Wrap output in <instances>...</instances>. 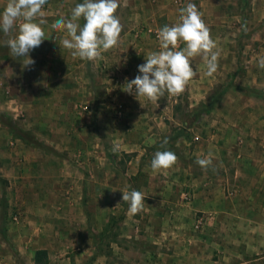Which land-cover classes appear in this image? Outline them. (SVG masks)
I'll list each match as a JSON object with an SVG mask.
<instances>
[{
	"label": "rangeland",
	"instance_id": "rangeland-1",
	"mask_svg": "<svg viewBox=\"0 0 264 264\" xmlns=\"http://www.w3.org/2000/svg\"><path fill=\"white\" fill-rule=\"evenodd\" d=\"M196 5L217 43V72L209 76L205 59L197 55L191 58L197 75L176 97L166 94L154 102L123 91L117 99L141 113H126L121 106L114 107L118 100L104 99L101 94L87 103L72 100L71 110L65 114L27 107L21 99L25 76L30 75L26 68L34 71L32 77L45 82L35 83L32 92L27 91L42 95L36 100L39 103L48 102L44 95L47 70L40 64L25 67V57H16L10 49L0 50V159L10 160L9 149L28 143L30 156L52 161L42 163V170H52L54 165L57 186L69 185L75 190L71 196L52 195L59 204L72 205L64 214L50 215L44 206L33 210L35 205L18 210L10 195H5L8 181L0 177V264H35L37 250L44 251L37 260H45V264H264L263 238L250 244L246 237L241 245L235 244L232 213L233 161L242 132V108L254 110L252 132L257 135L253 140L259 148L264 146V69L258 67L259 58L264 57V0ZM43 7L48 12L64 10L58 0H47ZM149 35L151 52L159 51L152 30ZM185 46L181 42L178 49ZM52 50L43 42L29 57L40 63L49 56L54 58ZM17 59L22 61L18 67ZM94 94L99 95L96 90ZM93 107L109 113L95 115ZM106 126L124 135L131 129L134 136L128 142L118 141L122 135H108ZM165 150L174 152L178 161L169 169L154 171V154ZM78 154L82 163L76 162ZM200 158H211L212 166L201 168L196 162ZM92 159L97 161L96 191L85 166ZM16 161L19 166L25 162ZM52 184L45 182L46 186ZM160 187L174 195L169 202L180 212L178 216L166 212L162 226H156L151 209ZM131 190L143 192L145 200L150 198L137 214L122 201L121 192ZM48 224L56 233L49 235Z\"/></svg>",
	"mask_w": 264,
	"mask_h": 264
},
{
	"label": "crops",
	"instance_id": "crops-1",
	"mask_svg": "<svg viewBox=\"0 0 264 264\" xmlns=\"http://www.w3.org/2000/svg\"><path fill=\"white\" fill-rule=\"evenodd\" d=\"M220 1L221 0H183L184 3H182L181 8H184L188 3L198 4V6L214 5L215 7ZM6 3L7 0H0V13L3 12ZM58 3L59 7L64 8V10L58 9L54 12H48L47 9L43 7L42 12H46V14L40 17L46 21V23L42 25L46 39L43 42L46 44L48 43V46L56 51H51L54 58L49 56L40 63H34L35 66L37 64L42 65L49 75L46 80L48 89L45 91L46 94H44L48 102H36L39 97L43 96L27 92L28 89L32 92L35 83L36 86H38L39 84H45V82L42 78L40 79V77H32V72L34 71L26 68V72L30 75L25 76L26 85L21 94V99L24 100L25 105L27 104V107H32L34 109L39 107L42 109L44 107V109L46 108L48 111L54 112L55 114H65L70 112L72 106L69 102L72 100L87 103L86 101H94V99L101 94V97H104V99L118 100L116 103L117 105L114 107L121 106L122 110L126 113H141V110L138 108L135 109L136 106L129 108L125 100L121 101V99L117 98H119L124 91L126 80L131 81L136 75L140 74L138 72V65L145 63V57L153 50V40L150 38L148 31L159 30V27H163L164 25L171 26L177 23L181 8L174 6L173 0H119L120 7L115 14L119 17L123 25V30L118 45L103 52L102 59L88 61L80 59L79 57L74 58L70 50L63 47L61 43L62 40L70 38L65 30H55L52 29L50 25H47L49 21L53 24L62 16L70 18L71 11L78 3V0H58ZM79 23L83 26L82 18ZM18 24L19 21L8 34L0 30V50L10 49L7 46V40L18 34ZM50 39L56 42L54 41L53 43ZM33 50L34 49L31 51ZM20 62L22 63L20 59L14 60L17 67L21 65ZM34 64L29 66L34 67ZM35 74L36 73H34V75ZM93 86H95V90L99 95L94 94L95 90ZM52 89H54V91H49ZM70 90L71 93L69 92ZM140 97L145 99L143 96L136 98ZM93 108L95 115L98 116H104L109 113V111L104 108ZM41 112H43V110ZM253 113L254 110L251 108H242L243 116L239 120L242 132L241 137H239V144L236 146V158H234L233 161V234L234 242L235 244L238 243V245H241V242L244 241L246 237L250 244L254 239L255 241L260 240V238L264 239V146L262 145V148H259V146H257L258 144L256 145L254 143L253 137H256L257 134L252 132V128L255 126L252 122L253 120H251V115H253ZM245 115H247V117H245ZM100 127L103 128L105 125ZM105 129L108 135H112V132L120 134L115 128L106 126ZM127 131L129 132H127L126 135L120 134L122 136L117 140L122 142L130 141L134 136V132H131V129ZM9 144L14 145V142H10ZM30 146L31 145L28 143L15 144L13 149H9L11 159H0V163L5 162V164H11L10 167H5L3 164L0 166V177L6 179L9 184V186H6V190L9 192L5 193V195H10L13 206L18 210L29 209V205H35V207H33L34 209L32 208L33 210L37 207L44 206V210L50 212V215L58 216L57 214H64L66 207H71L72 205L69 202L61 205L52 199V195H63L67 193L71 196L74 195L75 190L69 185L62 187L57 186L58 183L54 181V179L55 177L58 178V174L54 165L52 170H42V163L46 162V158L43 156H30L28 151V147ZM19 159L25 161L21 163L23 166H19V162L16 161ZM47 162L51 163L52 161ZM76 162L82 163L79 154ZM16 165H18V167H16ZM85 166L89 169V178L93 180L90 185L94 187L95 190L97 188V161L92 159L88 164H85ZM102 173L100 177H102ZM108 174L109 172H104L106 178L109 177ZM60 175L63 177L66 173L64 172ZM62 180H64V177ZM46 181H48V184L53 181L54 184L46 186ZM74 187H76V185H74ZM154 194V208L151 210L156 215L157 220L154 218L153 220L156 221V226H162L163 214L169 212L170 216H174L175 214L178 216L180 211L176 204L169 202V200H171L170 196L173 195L170 194V192L168 193V191L166 192L165 189L160 187L156 189ZM149 200L150 198L146 197L144 204L147 205L146 203H148ZM47 227V229H49V235L51 231L56 233L57 230H53L54 227L49 226V224ZM158 239L160 240L161 238L158 237ZM238 253L240 254V252Z\"/></svg>",
	"mask_w": 264,
	"mask_h": 264
},
{
	"label": "clouds",
	"instance_id": "clouds-1",
	"mask_svg": "<svg viewBox=\"0 0 264 264\" xmlns=\"http://www.w3.org/2000/svg\"><path fill=\"white\" fill-rule=\"evenodd\" d=\"M47 0H7L0 13V30L8 34L18 24V34L7 40V46L16 57H25L24 66L35 63L29 57L32 49L38 48L45 39L42 27L46 23L42 8ZM120 7L119 0H83L71 11L70 18L61 17L52 25V29L65 30L68 37L62 40L64 48L71 55L93 61L102 59V53L119 43L123 25L115 14ZM203 13L194 3H188L180 9L177 23L165 25L158 30L160 51H154L145 57V63L138 65V72L131 81L125 83L124 91L143 96L157 102L166 94L178 96L185 91L189 82L197 75L191 58L201 55L206 61L209 76L219 67L217 43L211 37V30L203 20ZM83 18V26L79 23ZM184 42L183 49L178 44ZM258 67L264 69V57L259 58ZM164 144L168 141L165 139ZM115 151V149H114ZM178 156L170 151H157L151 161L156 171L169 169L176 164ZM197 164L203 169L212 166L211 158H200ZM122 201L129 203V211L137 214L143 210L145 195L141 191H123ZM119 203V201L117 202Z\"/></svg>",
	"mask_w": 264,
	"mask_h": 264
},
{
	"label": "built area",
	"instance_id": "built-area-1",
	"mask_svg": "<svg viewBox=\"0 0 264 264\" xmlns=\"http://www.w3.org/2000/svg\"><path fill=\"white\" fill-rule=\"evenodd\" d=\"M173 3H174L177 7H180V8H181V1H180V0H174ZM178 20H179V18H178ZM178 20H177V22H178ZM148 32L150 33L151 30H149ZM152 33L154 34L155 39H157L158 42H159V44H160L159 37H158V30H154V31H152ZM180 44H181V42L178 44V48H179ZM160 50H161V49H160V45H159V51H160ZM128 94H129V93H128ZM129 96H130V97H134L135 95H134V94H129ZM172 97H176V96L172 95ZM79 108H80V111L85 110V107H79ZM186 197H187V195L184 194L183 198H184V199H187Z\"/></svg>",
	"mask_w": 264,
	"mask_h": 264
},
{
	"label": "trees",
	"instance_id": "trees-1",
	"mask_svg": "<svg viewBox=\"0 0 264 264\" xmlns=\"http://www.w3.org/2000/svg\"><path fill=\"white\" fill-rule=\"evenodd\" d=\"M82 23H83V24L85 23V21L83 20V18H82ZM213 101H214V100H213ZM213 101H211V102L209 103V105L205 108L206 110H208L209 108H211V106H212V104H213ZM183 125H184V127H187V126H188V124H187L186 122H184ZM43 255H45L44 251L37 250V251L34 252V258H36V260H35V264H45V263H46L45 260H44V261H40V259L37 260V257L40 256V258H41Z\"/></svg>",
	"mask_w": 264,
	"mask_h": 264
}]
</instances>
